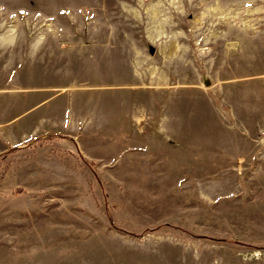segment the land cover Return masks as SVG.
Segmentation results:
<instances>
[{
	"label": "rangeland",
	"instance_id": "rangeland-1",
	"mask_svg": "<svg viewBox=\"0 0 264 264\" xmlns=\"http://www.w3.org/2000/svg\"><path fill=\"white\" fill-rule=\"evenodd\" d=\"M0 264H264V0H0Z\"/></svg>",
	"mask_w": 264,
	"mask_h": 264
}]
</instances>
